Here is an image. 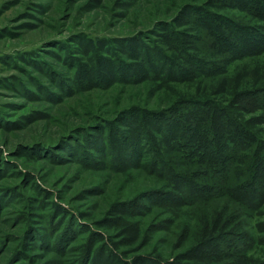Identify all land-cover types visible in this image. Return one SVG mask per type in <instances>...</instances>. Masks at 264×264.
<instances>
[{
    "label": "rangeland",
    "instance_id": "obj_1",
    "mask_svg": "<svg viewBox=\"0 0 264 264\" xmlns=\"http://www.w3.org/2000/svg\"><path fill=\"white\" fill-rule=\"evenodd\" d=\"M244 4L0 0V264H133L136 257L193 264L197 227L213 214L240 234L217 244L244 248L253 264H264V199L253 207L227 192L186 200L177 189L168 199L175 171L198 173L197 186L217 178L207 180L214 172L200 174L202 166L180 151H161L163 128L176 129L177 121L186 127L194 108L174 106L176 93H187L194 77L226 75L264 57L262 48L222 66L211 46L218 32L197 16L210 17L224 34L229 19L264 34V23L245 20ZM16 52L24 54L23 69L1 62ZM239 104L242 126L256 133V149L264 147V90ZM156 155L161 162H153ZM227 173L229 183L241 174ZM114 205L141 209L128 217L141 223L136 243L119 236Z\"/></svg>",
    "mask_w": 264,
    "mask_h": 264
},
{
    "label": "trees",
    "instance_id": "obj_2",
    "mask_svg": "<svg viewBox=\"0 0 264 264\" xmlns=\"http://www.w3.org/2000/svg\"><path fill=\"white\" fill-rule=\"evenodd\" d=\"M242 1L245 4L240 5V8L248 15L245 20L264 23V0ZM197 16L203 26L211 29L210 33L211 31L218 32L215 35L211 33L213 37L211 46L217 51V57L222 61V66L235 65L245 56L264 48V34L256 31L255 25L229 19L226 23L230 25V28L224 34L221 33L219 23H214L213 19L203 14ZM231 35H234L237 40L230 42ZM43 50L48 51L49 49L43 48ZM15 54L3 57L1 62L23 69L22 66H19L18 60L23 61L24 54L19 52ZM131 54L134 57V54ZM148 57H151L150 53H148ZM200 60L204 62L203 59ZM34 61L40 68L44 64L36 57ZM202 61L199 62L201 67L205 65V62L202 63ZM203 71L205 70L201 69L200 73ZM199 77L203 78L198 81L194 77L195 79L185 86L184 90L187 93H176L177 95L170 101L174 102V106L189 103L194 108L187 110L185 114V120L188 121L186 127L181 121H177L176 129L174 126L163 128L165 133L162 146L164 148L161 147V151L164 154L174 150L182 152L184 157L196 160L197 164L202 166L200 174L214 172L207 180L212 182L215 177L217 181H215V185L209 183L197 186L194 181L197 180L198 173L194 175L193 173L189 174V171L186 173L175 171L176 187L167 191L166 197L168 199L176 197L175 189L186 192L183 195L186 200L205 199L227 192L235 202L250 207L256 206L264 199V147L256 149L258 144H254L256 133L242 126L238 114H242L243 107L239 102L244 96H250L254 91L264 90V57L251 60L247 65L239 67L237 70L234 68L226 75H200ZM18 78L20 77L18 76ZM1 85H7V83L3 81ZM18 85H21L23 91L27 90L24 82L21 81ZM234 109L235 111H233ZM179 117H177L178 120ZM157 120L160 121V119ZM157 156H154V163L160 161ZM243 169L250 172L246 179H242V175H245ZM238 170V174L241 173L239 179L229 183L227 172H237ZM212 191L213 193H210ZM139 211L141 209L137 205L132 207L114 205L111 208V214L118 218L115 228L119 230V236L127 245L136 243L142 235L141 223L128 218ZM231 225L232 223L230 224L227 219L218 214L202 218L196 231L197 250L193 253V264L254 263L246 249L217 244L226 235L240 236L236 230L232 229ZM185 231L184 235L187 236L188 230ZM133 264H144V262L136 257Z\"/></svg>",
    "mask_w": 264,
    "mask_h": 264
}]
</instances>
